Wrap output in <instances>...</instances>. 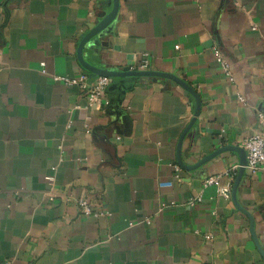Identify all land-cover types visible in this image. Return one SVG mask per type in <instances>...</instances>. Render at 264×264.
<instances>
[{
	"label": "crops",
	"instance_id": "1",
	"mask_svg": "<svg viewBox=\"0 0 264 264\" xmlns=\"http://www.w3.org/2000/svg\"><path fill=\"white\" fill-rule=\"evenodd\" d=\"M113 5L0 0V264H264V172L245 169L239 208L231 193L203 185L239 166V153L197 165L222 146L242 147L258 128L264 0H118L113 20L83 47L96 67L125 70L146 58L148 70L196 91L200 111L180 149L186 167L177 145L196 99L180 84L111 77L90 108L78 86L53 79L90 74L78 47ZM79 197L102 214L83 215Z\"/></svg>",
	"mask_w": 264,
	"mask_h": 264
},
{
	"label": "built area",
	"instance_id": "2",
	"mask_svg": "<svg viewBox=\"0 0 264 264\" xmlns=\"http://www.w3.org/2000/svg\"><path fill=\"white\" fill-rule=\"evenodd\" d=\"M214 58L215 61L220 65L228 80L233 81L230 63L227 61L226 57L219 48H214ZM128 69L147 70L148 60L146 58L142 59L136 66H132ZM53 79L62 80L68 85L78 86L85 93L87 106L91 108L100 97L104 96L107 93L111 77L106 75H96L91 73L89 74L88 72H81L74 77L54 75ZM239 98L242 99L241 96ZM256 118L258 128L253 131L251 135L244 139L242 145L243 149L245 150L246 157L245 169L250 171L264 172V97L262 98V108L256 113ZM238 167V165H233L226 169L224 173H222L223 175H226L230 178L229 182H220V177L222 174L209 175L203 180L204 187L208 185H216L218 194L229 197L231 192V180L235 177ZM174 169L178 170L179 166L174 164ZM44 180L46 181L50 189L54 187L55 176L53 174L45 175ZM164 185H171V183L168 182ZM49 198L51 201L56 200L55 195H53L51 192L49 193ZM76 202L78 209L83 215L88 216L102 214V212L94 211L89 202L83 197L77 198ZM206 237L209 238L210 236L206 235ZM3 264L12 263L10 260H6Z\"/></svg>",
	"mask_w": 264,
	"mask_h": 264
},
{
	"label": "water",
	"instance_id": "3",
	"mask_svg": "<svg viewBox=\"0 0 264 264\" xmlns=\"http://www.w3.org/2000/svg\"><path fill=\"white\" fill-rule=\"evenodd\" d=\"M117 9H118V0H114L113 9L111 10V12L107 16H105L99 23H97L96 25L92 26L91 30L82 38V40H81V42L79 44V47H78V59H79L80 63L83 65V67H85L91 74L106 75V76H109V77H117V76H120V77H126V76H162V77H166V78L172 79L176 83L180 84L189 93H191L196 99V107H195V111H194L193 117L191 118L190 122L187 124V126L184 128V130L182 131V133L180 135V138H179V141H178V145H177V153H176V159H177L178 164L180 166H182V167H186V165H184L182 163V161H181L180 149H181L182 139H183L185 133L192 126V124L194 123V121H195V119H196V117H197V115H198V113L200 111V104L201 103H200V98L197 95L196 91L188 83H186L183 79H181L180 77H178V76H176V75H174L172 73L152 71V70H148V69L147 70H130V69L110 70V69L100 68V67H96L94 65H91V64L87 63L83 59L82 50H83V47H84L85 43L91 37H93L95 34H97L99 31L104 29L113 20V18L115 17V15L117 13ZM226 150L237 151L239 153V155H240V161H239V167H238L237 176H236L233 188H232V190L230 192L231 196H232V200L239 207V205L237 204L236 198H235V193H236V188L238 186L239 180H240L242 174L245 171V164H246L245 150L242 147H239V146L225 145V146H222V147L216 149L215 151H213L212 153L206 155L205 157H203L197 163V165L202 164L206 160H209L210 158L214 157L215 155H217V154H219L221 152H224ZM197 165H191V166H188V167L191 169L193 167H196Z\"/></svg>",
	"mask_w": 264,
	"mask_h": 264
}]
</instances>
